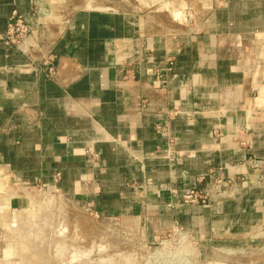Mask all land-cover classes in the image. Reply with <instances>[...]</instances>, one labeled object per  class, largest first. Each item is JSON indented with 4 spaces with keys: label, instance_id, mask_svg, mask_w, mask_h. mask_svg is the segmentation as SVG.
I'll list each match as a JSON object with an SVG mask.
<instances>
[{
    "label": "crops",
    "instance_id": "0c3cea01",
    "mask_svg": "<svg viewBox=\"0 0 264 264\" xmlns=\"http://www.w3.org/2000/svg\"><path fill=\"white\" fill-rule=\"evenodd\" d=\"M42 1L0 0L4 175L148 244L183 227L205 264H264V0H196L190 23L168 9L190 0H86L67 18ZM14 11L33 29L20 45ZM215 179L230 181L215 201L181 203Z\"/></svg>",
    "mask_w": 264,
    "mask_h": 264
},
{
    "label": "rangeland",
    "instance_id": "374dc122",
    "mask_svg": "<svg viewBox=\"0 0 264 264\" xmlns=\"http://www.w3.org/2000/svg\"><path fill=\"white\" fill-rule=\"evenodd\" d=\"M83 1L86 0L42 3L54 18H67L84 7ZM178 7H167L174 8L171 17L176 23L194 22L201 10L196 0H190L185 11ZM4 174L0 170V260L4 264H168L165 258L155 256L162 252L161 248L148 244L134 221L98 217L57 191L33 185L23 188ZM14 195L26 197L30 205L11 208L10 199ZM29 238L33 239V246ZM24 251L32 257L25 256Z\"/></svg>",
    "mask_w": 264,
    "mask_h": 264
},
{
    "label": "built area",
    "instance_id": "2783aa9c",
    "mask_svg": "<svg viewBox=\"0 0 264 264\" xmlns=\"http://www.w3.org/2000/svg\"><path fill=\"white\" fill-rule=\"evenodd\" d=\"M33 32L32 27L25 19L14 11L7 21V29L5 34V42L8 45H20L28 35ZM53 73V71H51ZM254 168H260L264 161L253 159L251 161ZM230 184V181L221 179L213 180L209 186L204 189H190L181 197L182 204H209L222 196L224 189ZM166 235V236H165ZM151 244H158L162 252L155 253L160 259L165 258L168 264H173L175 261L180 264H205L197 255L196 242L192 236L183 227L177 226L173 231H170L162 236L155 238ZM185 244L187 246H185ZM173 245L176 247L174 248ZM180 250V251H178ZM259 255H264V246L260 249ZM156 257V258H157ZM194 259V260H192ZM164 262V260H159ZM190 261V262H189ZM193 261V262H191Z\"/></svg>",
    "mask_w": 264,
    "mask_h": 264
},
{
    "label": "bare ground",
    "instance_id": "6f19581e",
    "mask_svg": "<svg viewBox=\"0 0 264 264\" xmlns=\"http://www.w3.org/2000/svg\"><path fill=\"white\" fill-rule=\"evenodd\" d=\"M179 14H180V13H179ZM179 14H178V15H179ZM176 17H177V16H176ZM176 17H175V18H176ZM29 240H30V242H29V243H31V245H32V240H33V239L31 240V239L29 238ZM32 246H33V245H32ZM32 246H31V247H32ZM55 246H56V245H55ZM26 247L28 248V246H26ZM26 247H25V248H26ZM28 249H29V248H28ZM54 249H55V248H54ZM29 251H30V250H29ZM24 252H25V253H24V254H25V256H27V257H29V256H30L29 254H26V253H27V251H24ZM74 253H75V252H74ZM86 253H87V251H86ZM56 255H57V254H56ZM58 256H59V255H58ZM30 257H32V256H30ZM54 257H55V256H54ZM71 257H73V255H72ZM79 257H80V256H79ZM81 258H82V257H81ZM74 259H75V257H74ZM74 259H72V260H74ZM79 259H80V258H79ZM79 259H78V260H79ZM32 262H33V261H32ZM75 262H78V261L76 260ZM34 263H35V262H34ZM69 263H70V262H69ZM69 263H68V264H69ZM75 264H76V263H75Z\"/></svg>",
    "mask_w": 264,
    "mask_h": 264
}]
</instances>
